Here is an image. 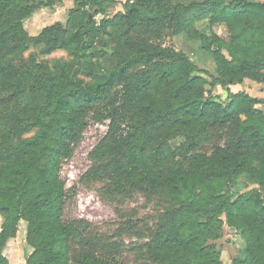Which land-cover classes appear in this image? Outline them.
Segmentation results:
<instances>
[{
    "label": "trees",
    "instance_id": "trees-1",
    "mask_svg": "<svg viewBox=\"0 0 264 264\" xmlns=\"http://www.w3.org/2000/svg\"><path fill=\"white\" fill-rule=\"evenodd\" d=\"M64 1L0 0V264H9L3 252L20 224L32 249L26 264H122L94 251L86 225L62 212L61 158L100 109L112 119L89 153L90 171L106 165L116 191L134 188L168 203L141 264H222L215 241L224 223L244 242L231 264H264L262 100L230 91L246 80L264 86V2L126 0L107 17L116 0H70L66 25L55 22L31 39L71 59L48 67L31 56L15 66L6 55L30 38L24 22L35 7ZM200 18L227 23L230 40L199 34ZM166 25L211 56L210 86L225 91V100L205 92L186 54L141 36ZM95 55L108 62L101 71L88 67ZM214 137L221 143L202 151ZM249 184L260 191L240 194Z\"/></svg>",
    "mask_w": 264,
    "mask_h": 264
},
{
    "label": "rangeland",
    "instance_id": "rangeland-1",
    "mask_svg": "<svg viewBox=\"0 0 264 264\" xmlns=\"http://www.w3.org/2000/svg\"><path fill=\"white\" fill-rule=\"evenodd\" d=\"M184 5L204 0H171ZM261 3L264 0H256ZM126 0H116L113 7L107 13L112 17L122 11V5ZM72 7L70 0L53 9L35 7L32 16L24 22V29L30 36L24 47L11 49L6 58L15 66L27 62L31 56L36 60L51 67L57 62L69 61L71 57L65 50H57L52 53H45L44 46L35 44L32 36H36L44 27L55 22L64 23L66 13ZM102 16H96L98 22ZM195 28L201 35L211 39L218 37L225 42L230 40L229 27L225 22L214 23L208 18H200L195 22ZM141 36L148 41L158 43L163 47L173 48L176 51L186 54L198 68V75L207 83L204 85L206 93H211L220 100L226 99V92L220 87H211L214 76V63L211 56L200 49L198 41L191 40L184 34L176 33L174 27L166 25L161 28L142 32ZM94 48L105 50L111 54V46L101 47L95 43ZM88 67H94L101 71L107 60L104 55H95ZM86 79V77L83 76ZM120 88L116 90L118 93ZM230 91L236 93L244 91L250 96L261 99L256 108L264 114V86L246 80L242 85L230 86ZM101 109L97 112L96 119H88L84 126L80 139L76 144L69 147L61 158L58 168L59 179L63 184L64 204L63 218L68 221L82 222L90 230V241L92 249L96 252H105L115 256L122 264H141L149 260L145 253V246L148 243L150 231L156 224L158 216L167 209L168 203L159 195L150 192H142L134 188L116 191L115 181L110 176V169L106 165L94 172L89 153L105 136L112 116L104 118L100 115ZM34 131L25 133L22 138L31 137ZM177 139L176 142H179ZM206 144L202 151L210 153L213 143H221L214 137ZM103 163L105 161H102ZM90 171V172H89ZM259 190L256 185L249 184L240 194L248 195ZM260 191V190H259ZM264 196V193H262ZM225 222L224 216L221 218ZM2 219L0 217V224ZM25 226L19 225L17 235L10 240L3 254L9 264H26V260L32 253L24 241ZM215 244L221 251V263L231 264L233 258L238 254L239 249L244 245L239 235L225 223L220 238Z\"/></svg>",
    "mask_w": 264,
    "mask_h": 264
},
{
    "label": "water",
    "instance_id": "water-1",
    "mask_svg": "<svg viewBox=\"0 0 264 264\" xmlns=\"http://www.w3.org/2000/svg\"><path fill=\"white\" fill-rule=\"evenodd\" d=\"M36 7H37V6H36ZM68 19H69V13L67 12V13H66V20H65V25H66V23H67Z\"/></svg>",
    "mask_w": 264,
    "mask_h": 264
}]
</instances>
